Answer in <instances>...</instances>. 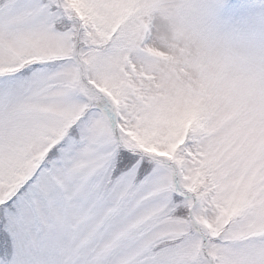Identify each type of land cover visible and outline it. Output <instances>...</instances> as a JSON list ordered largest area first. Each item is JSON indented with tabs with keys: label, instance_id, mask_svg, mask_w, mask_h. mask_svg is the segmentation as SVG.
<instances>
[{
	"label": "snow or ice",
	"instance_id": "snow-or-ice-1",
	"mask_svg": "<svg viewBox=\"0 0 264 264\" xmlns=\"http://www.w3.org/2000/svg\"><path fill=\"white\" fill-rule=\"evenodd\" d=\"M160 39L152 0H0V264H264V113Z\"/></svg>",
	"mask_w": 264,
	"mask_h": 264
},
{
	"label": "clouds",
	"instance_id": "clouds-1",
	"mask_svg": "<svg viewBox=\"0 0 264 264\" xmlns=\"http://www.w3.org/2000/svg\"><path fill=\"white\" fill-rule=\"evenodd\" d=\"M224 0H152L160 43L227 108L264 113V30L222 17Z\"/></svg>",
	"mask_w": 264,
	"mask_h": 264
},
{
	"label": "rangeland",
	"instance_id": "rangeland-1",
	"mask_svg": "<svg viewBox=\"0 0 264 264\" xmlns=\"http://www.w3.org/2000/svg\"><path fill=\"white\" fill-rule=\"evenodd\" d=\"M220 14L237 27L264 30V0H224Z\"/></svg>",
	"mask_w": 264,
	"mask_h": 264
},
{
	"label": "trees",
	"instance_id": "trees-1",
	"mask_svg": "<svg viewBox=\"0 0 264 264\" xmlns=\"http://www.w3.org/2000/svg\"><path fill=\"white\" fill-rule=\"evenodd\" d=\"M256 1H263V0H256Z\"/></svg>",
	"mask_w": 264,
	"mask_h": 264
}]
</instances>
